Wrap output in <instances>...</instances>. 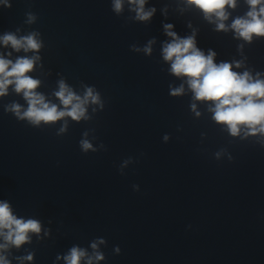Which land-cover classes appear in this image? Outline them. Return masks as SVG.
Here are the masks:
<instances>
[{"label": "water", "instance_id": "95a60500", "mask_svg": "<svg viewBox=\"0 0 264 264\" xmlns=\"http://www.w3.org/2000/svg\"><path fill=\"white\" fill-rule=\"evenodd\" d=\"M114 5L0 0V38L35 33L41 45L25 52L0 42V58L38 57L26 75L58 111L71 107L55 95L61 82L81 100L89 88L98 96L79 120L38 125L11 110L28 108L14 84L0 96V203L41 225L19 247L0 236V257L66 264L76 247L80 264H264V132L240 125L233 135L163 58L172 25L214 52V63L264 80V36L249 42L231 28L246 18L247 0L225 6L226 30L188 0H145L143 11L154 9L147 20L136 3Z\"/></svg>", "mask_w": 264, "mask_h": 264}, {"label": "clouds", "instance_id": "9594fccd", "mask_svg": "<svg viewBox=\"0 0 264 264\" xmlns=\"http://www.w3.org/2000/svg\"><path fill=\"white\" fill-rule=\"evenodd\" d=\"M136 3L137 16L140 20H147L152 15V11L144 12L145 0H129ZM203 13L206 19L215 16L219 21L217 30H226L224 20L228 18L225 6L234 7L235 0H188ZM250 10L246 18H236L231 24V28L236 35L245 41H251L253 35L264 36V0H247ZM115 10L121 9V0H115ZM33 17L29 16L31 21ZM172 25H165L167 35L172 37V41L163 47V58L171 62V72L176 76L187 77V83L194 93L195 99L211 101L215 107L214 120L218 123L226 124L233 135H236L239 126L245 125L255 130L259 126V131L264 132V80L255 79L248 72L238 74L232 71L233 65L227 62L214 63L215 53L211 50L207 56L196 47L193 36L178 38L170 31ZM0 42L11 45L16 51L21 48L25 52L38 50L41 45L35 39V33L17 39L13 34H5L0 38ZM150 51L149 48L145 49ZM29 58H18L15 63L11 60L0 58V96L6 94L9 85H15L17 93H23L28 102V108L20 115V107L12 106L17 116L21 119L27 118L31 123L38 125L41 121L45 123L55 122L64 116H71L79 120L85 114L84 105L89 98L93 103L98 101V96L93 94L91 88L87 89L83 100L75 96L63 82L60 83L59 91L55 94L67 111L57 110V106L45 102L43 95L34 91L39 81L27 76L26 73L33 69L34 60ZM240 67L239 63L235 64ZM183 88L176 89L172 95H179ZM84 150L91 148V145L84 141ZM41 225L37 220L29 219L24 221L12 215V211L7 202L0 203V236L8 243L19 247L25 243L29 237V232L39 233ZM7 244L0 245L5 248ZM96 247L95 244L92 245ZM85 256V252L76 247L70 250V254L65 257L66 264H80V260ZM97 259L101 257L97 255ZM27 259H32L31 256ZM0 264H7L0 257ZM89 264L91 262L89 261Z\"/></svg>", "mask_w": 264, "mask_h": 264}]
</instances>
